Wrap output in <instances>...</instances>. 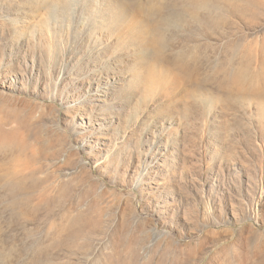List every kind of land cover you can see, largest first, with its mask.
Wrapping results in <instances>:
<instances>
[{
	"label": "rangeland",
	"instance_id": "rangeland-1",
	"mask_svg": "<svg viewBox=\"0 0 264 264\" xmlns=\"http://www.w3.org/2000/svg\"><path fill=\"white\" fill-rule=\"evenodd\" d=\"M92 1L0 0V264H264V0Z\"/></svg>",
	"mask_w": 264,
	"mask_h": 264
},
{
	"label": "bare ground",
	"instance_id": "bare-ground-1",
	"mask_svg": "<svg viewBox=\"0 0 264 264\" xmlns=\"http://www.w3.org/2000/svg\"><path fill=\"white\" fill-rule=\"evenodd\" d=\"M130 2L131 1H129V3ZM129 3L127 2V0H93L92 2H90V5L86 6L85 8L87 9V12L90 13V15H92L93 17L95 16L98 24L100 23V25H103L105 22H107L111 24L113 27H120V26L123 27V25L124 26L128 25V17L129 18L135 17L136 8L135 10H133V8L131 9L130 7L131 6L136 7L137 4L135 2H131V4ZM150 9H152V7ZM150 9H148V12L152 14L153 12ZM157 42L159 45H162L161 43H163L162 40H157ZM238 74L239 73L233 74V77L234 78L239 77ZM32 175L33 172L31 170L26 174L25 177L19 174L18 178L19 179L21 178L19 182L17 183L10 182L8 184L7 192H8V196H10L11 198V202H10L11 207L19 203L17 202V198L19 195L20 196L26 195L27 193H30V191L34 189L33 186H30L29 182L27 183L26 181L27 179L30 180V176ZM19 201L21 203L23 201H28V199L24 198V199H20Z\"/></svg>",
	"mask_w": 264,
	"mask_h": 264
}]
</instances>
